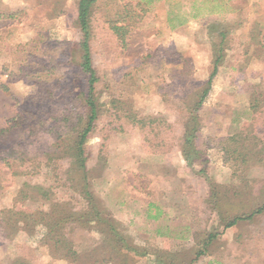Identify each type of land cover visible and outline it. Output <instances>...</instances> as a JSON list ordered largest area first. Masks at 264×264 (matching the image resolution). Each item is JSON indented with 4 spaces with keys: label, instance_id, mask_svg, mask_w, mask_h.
<instances>
[{
    "label": "rangeland",
    "instance_id": "374dc122",
    "mask_svg": "<svg viewBox=\"0 0 264 264\" xmlns=\"http://www.w3.org/2000/svg\"><path fill=\"white\" fill-rule=\"evenodd\" d=\"M77 1L0 0V12L15 15L0 20V80L6 78L1 74V63L9 61L16 45L25 44L37 32L48 31L50 41H72L70 50L77 51L80 37L74 21ZM119 4L134 6L135 14L131 12L125 18L136 21L123 52L115 37L106 30L107 19H121L132 10L127 7L124 12L117 7ZM232 5L240 7V12H230ZM121 12L124 14L119 17ZM218 23L229 25L234 39L226 44L224 63L213 77L212 90L200 113L205 121L203 137L212 146L209 152L217 151L218 146L226 144L227 136L253 117L247 85L257 84L264 91V48L251 38L257 36L259 29L264 33V0H98L92 14L91 42L96 66L109 89L108 94L103 92L101 101L106 100V107H110V100L117 99L126 102L132 111L172 118L158 86L174 77L172 70L180 69L183 59L189 60L186 68H189L190 80L202 81L208 77L217 35L207 27ZM170 54L176 63L167 61ZM145 55L149 58L141 60ZM60 71L62 68H57L58 74ZM138 71H144L140 80ZM150 74L151 78H147ZM235 79L237 83L233 82ZM34 89L19 80L10 81L9 92L0 91V125L5 117L13 115L14 98L21 99ZM97 141L92 139L91 143ZM219 160L209 166V175L214 182L230 188L229 196L233 190H239V195L233 194L235 203L262 198L259 188L264 182V165H249L241 172L230 168L231 163ZM177 164L179 156L175 153L167 156L144 153L140 133L134 128L128 133L112 134L105 166L99 169L93 165L92 192L122 223L132 242L148 253L133 264H156L155 256L167 257V261L175 253L179 255H174L176 264L186 263L201 249L198 241L207 231L216 232V238L208 246L209 252L192 264L209 261L210 264H264V214L223 230L214 214L208 218L204 206L202 194L208 182L197 173V167L179 171ZM147 175L162 178L166 183L167 189L156 186L153 197L165 207L164 218L147 219L145 207L141 205V192L137 194L136 190L144 189ZM21 182V178L14 177L0 189V210L12 207ZM138 184H143L141 189ZM55 197L69 199L71 194L63 189L55 190ZM28 205L46 210L48 202ZM44 233L42 226L31 233L19 230L10 242L0 243V264L23 260V257L28 264H122L119 258H112V250L102 243L103 236L96 229L75 225L67 233L78 253L74 262L65 258L66 251L62 248L50 249L41 240Z\"/></svg>",
    "mask_w": 264,
    "mask_h": 264
},
{
    "label": "trees",
    "instance_id": "16d2710c",
    "mask_svg": "<svg viewBox=\"0 0 264 264\" xmlns=\"http://www.w3.org/2000/svg\"><path fill=\"white\" fill-rule=\"evenodd\" d=\"M97 1L78 0L76 3L74 21L80 34L76 52L70 50L72 41H50L49 32L43 31L35 33L25 44L16 45L9 61L1 63V74L6 78L0 80V91L9 92L10 81L19 80L35 89L21 99L14 98L13 115L5 117L0 125V189L14 177L22 179L12 207L0 210V243L10 242L19 230L31 233L42 226L45 233L41 240L50 249L62 248L66 251L65 258L74 262L78 253L67 233L79 225L102 234V243L112 250V258H119V263L133 264L145 258L147 251L132 242L122 223L102 206L90 188L93 165L99 169L105 166L110 136L128 133L134 128L140 133L144 153L165 156L179 153L186 168H198L197 173L208 182L202 194L208 218L214 214L223 230L264 214V182L259 188L261 199L235 203L233 194L239 195V190H233L229 196L230 188L214 182L209 175V166L220 162L219 158L241 172L249 165H264V91L259 90L257 84L247 85L253 117L227 136L225 145L209 152L212 146L202 133L205 121L201 110L212 90L213 77L224 63L226 44L234 39L230 26L218 23L207 27L208 31L216 32L217 40L213 43V60L205 80H190L189 68H186L189 60L183 59L182 67L172 70L174 77L158 86L172 118L163 114H141L117 99L110 100V107H106V100L101 101L103 92L108 94L109 89L96 66L91 42L92 14ZM117 7L124 12L132 7L127 15L120 13L119 17L123 18L106 21L107 32L115 37L123 52L136 21L125 18L134 12V6L119 4ZM14 16L0 12V20ZM263 37L261 29L257 36H251L264 48ZM172 55L166 59L176 63ZM146 58L149 55L140 59ZM57 68H62L61 74L57 73ZM140 71L137 72L139 80L144 73ZM147 78H151V74ZM92 139L98 141L91 143ZM151 176L145 177V186L138 184V189L143 186L146 191H136L141 192V205L145 207L147 219L157 220L162 209L153 197L156 186L165 189L166 183L162 178ZM61 189L71 197L56 198L55 190ZM39 201L48 202L46 210L32 209L28 205ZM207 232L198 241L201 249L195 252L193 259L180 264H192L209 252L208 246L216 238V232ZM174 255L167 261V257L157 255L154 262L176 264ZM9 264L28 262L23 257Z\"/></svg>",
    "mask_w": 264,
    "mask_h": 264
},
{
    "label": "crops",
    "instance_id": "0c3cea01",
    "mask_svg": "<svg viewBox=\"0 0 264 264\" xmlns=\"http://www.w3.org/2000/svg\"><path fill=\"white\" fill-rule=\"evenodd\" d=\"M240 7H238V6H235V5H232L231 6V8H230V12H232V13H234V14H236V13H238V12H240ZM219 71H220V69H219ZM177 154V156H179V164H177L178 166V168L179 169H176V170H184L185 168H186V165H185V162L183 161V159H182V157H181V155H179L178 153H175V155ZM174 164V163H173ZM174 167H175V165H173ZM175 175H176V173H175ZM167 189V188H166ZM156 199V198H155ZM155 201V203L157 204V205H159L158 204V201L157 200H154ZM160 206V208L162 209V215H161V217L160 218H164V217H166V209H165V207H163L162 205H159ZM159 219V218H158ZM208 264H210V261L208 262Z\"/></svg>",
    "mask_w": 264,
    "mask_h": 264
}]
</instances>
